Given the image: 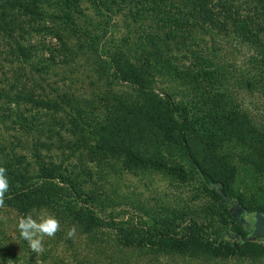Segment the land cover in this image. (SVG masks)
Instances as JSON below:
<instances>
[{
  "label": "trees",
  "instance_id": "16d2710c",
  "mask_svg": "<svg viewBox=\"0 0 264 264\" xmlns=\"http://www.w3.org/2000/svg\"><path fill=\"white\" fill-rule=\"evenodd\" d=\"M120 14L123 34H107ZM36 32L57 46L42 43L38 50L26 38ZM203 35L252 47L255 72L247 71L246 84L264 87V0H0V44L11 63L29 70L27 79L11 82L18 87L12 98L0 92L9 99L0 107V167L9 181L0 206L17 217L44 210L59 221L43 252L19 238L15 223L19 249L0 250V258L11 264H264V238L252 232L253 214L262 209L239 197L232 163L264 165V136L256 134L259 146L252 141L245 115L217 89L224 74L199 46ZM84 64L87 74L78 70ZM34 73L45 76V87ZM58 73L71 81L83 74L92 89L80 93L71 81L60 84L53 79ZM6 106L9 112H1ZM8 125L19 132L15 141L6 137ZM185 166L221 205L207 224L192 219L183 226L186 213L166 207L150 213L143 227L112 209L107 187L117 174L184 176Z\"/></svg>",
  "mask_w": 264,
  "mask_h": 264
},
{
  "label": "rangeland",
  "instance_id": "374dc122",
  "mask_svg": "<svg viewBox=\"0 0 264 264\" xmlns=\"http://www.w3.org/2000/svg\"><path fill=\"white\" fill-rule=\"evenodd\" d=\"M125 24L123 22L122 15L114 16L108 24L107 34L114 36H120L124 32ZM27 41L32 42L38 48H41L42 43H46L48 46H57V41L50 35L45 33H32L26 36ZM234 39V40H233ZM199 46L207 50V56L217 64L224 74V82H222L217 88L225 95L226 103L236 107L235 109L242 112L246 121L254 130V134L251 135V140L258 146V136L263 134L264 136V87L259 84H253V86H247V81L250 71L254 73L253 64L251 62L252 56L255 52L252 47L237 41L235 38L222 37L216 35L213 40L202 36V39H197ZM7 47L4 43L0 44L1 59L5 56L6 61H0V92L4 95L9 94L12 98V92L16 91V86H11L14 78H20L21 80L28 78V71L23 68H17V65L11 63L12 57L6 56ZM48 56L47 53L44 57ZM9 60V61H8ZM80 71L88 72L87 65L78 68ZM91 75V73H90ZM253 75V74H252ZM13 77V79L11 78ZM38 86L45 87V76L41 73L33 74L32 77ZM61 80L63 82L70 83V76H62L60 73L53 78ZM72 87L82 93L90 92L92 89L88 80L83 74H80L78 78H72ZM63 81V82H62ZM14 83V82H13ZM30 85V81L28 82ZM13 85V84H12ZM18 86V85H17ZM12 88V89H11ZM16 88V89H15ZM37 90V89H36ZM105 88L102 89L104 93ZM0 107L6 103L9 104V99L2 98L0 96ZM27 103H22L20 108H27ZM3 113H7L3 108ZM7 138L14 140V136L19 134L15 131L17 129H11V125H8ZM24 133V132H23ZM21 133V134H23ZM16 134V135H15ZM18 137V136H17ZM28 135H24L21 138L23 142L22 146L27 145ZM224 150H228L227 147ZM236 149H234L235 151ZM233 151V152H234ZM239 153V151H236ZM237 166V174L235 179V186L238 188L239 197L245 202V204H251L258 209L264 211V165L260 162H252L251 164H242L236 160L232 162ZM109 195L114 199L115 203L112 209H115V213L125 214V217H136L137 223L146 227L150 222V213L154 214L156 211L169 209L183 210L186 215L184 216L183 226H192L194 221L198 223H208V214L210 212H220L221 205L218 201L206 194L200 185L199 179L195 172L185 166L184 176L180 175H162L160 173H130L125 171L122 174H117L112 181V184L107 187ZM114 213V214H115ZM113 215V214H112ZM108 216V214H107ZM17 216L9 208L0 206V250L7 249L12 252H17L19 244L16 243L17 238L14 235L13 229L16 223ZM216 216H214V223L216 225ZM104 232H107L104 230ZM45 241V240H44ZM256 242L255 240H253ZM18 242V241H17ZM259 242V241H257ZM264 244V241H260ZM47 245H44V251ZM63 251H61L62 253ZM63 254V253H62ZM19 258L21 253L19 252ZM175 260H179L176 258ZM60 260V264H61ZM180 261V260H179ZM12 260L5 257L0 258V264H11ZM44 264H51L50 261H45ZM217 264H246L235 263L233 261H226Z\"/></svg>",
  "mask_w": 264,
  "mask_h": 264
},
{
  "label": "clouds",
  "instance_id": "9594fccd",
  "mask_svg": "<svg viewBox=\"0 0 264 264\" xmlns=\"http://www.w3.org/2000/svg\"><path fill=\"white\" fill-rule=\"evenodd\" d=\"M9 181L6 169L0 167V204H3L4 196L8 192ZM15 228L19 238L26 241L28 247L34 252L44 251V238L53 237L59 228V221L47 211L28 213L18 216ZM75 229H70L68 235H73Z\"/></svg>",
  "mask_w": 264,
  "mask_h": 264
},
{
  "label": "water",
  "instance_id": "95a60500",
  "mask_svg": "<svg viewBox=\"0 0 264 264\" xmlns=\"http://www.w3.org/2000/svg\"><path fill=\"white\" fill-rule=\"evenodd\" d=\"M239 209L238 212H242ZM252 232L255 238H264V211H255L252 217Z\"/></svg>",
  "mask_w": 264,
  "mask_h": 264
}]
</instances>
